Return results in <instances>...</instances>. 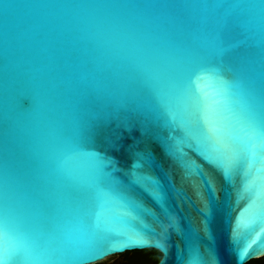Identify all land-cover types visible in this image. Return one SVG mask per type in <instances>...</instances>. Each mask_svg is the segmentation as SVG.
Segmentation results:
<instances>
[{
    "label": "water",
    "instance_id": "obj_1",
    "mask_svg": "<svg viewBox=\"0 0 264 264\" xmlns=\"http://www.w3.org/2000/svg\"><path fill=\"white\" fill-rule=\"evenodd\" d=\"M221 33L222 44L216 41ZM225 47L230 49L225 66L242 85L240 98L264 128V0H0V220L7 210L43 240L65 227L83 228L95 213L83 184L92 178L121 184L130 199L151 212L157 206L140 188L129 186L127 171L130 149L142 152L150 146L155 155L141 163L161 179L170 206L163 230L157 227L158 235L151 236L158 246L116 251L88 264L143 250L159 251L157 264H192L201 219L193 183L207 198L202 181L182 180L166 150L143 137L140 127L124 132L119 150L110 152L122 172L102 155L110 151L103 139L95 145L98 155L81 146L79 136L115 121L123 115L122 106L153 112L144 90L149 75L175 101L184 76L219 59ZM156 138L164 141L165 132L157 129ZM189 157L203 165L221 193L214 201L216 240L210 246L200 234L196 245L202 264H237L229 232L250 204L241 180L234 189L195 152ZM259 219L264 226V215ZM144 222L111 213L106 226L133 234ZM78 235L87 238L84 232ZM263 255L253 248L244 264ZM86 259V248H69L51 264H86Z\"/></svg>",
    "mask_w": 264,
    "mask_h": 264
},
{
    "label": "snow or ice",
    "instance_id": "obj_2",
    "mask_svg": "<svg viewBox=\"0 0 264 264\" xmlns=\"http://www.w3.org/2000/svg\"><path fill=\"white\" fill-rule=\"evenodd\" d=\"M223 43V34L216 37ZM230 49L224 48L219 59L212 60L183 78L175 101L161 93L155 86L157 77L149 75L144 81V90L155 110L144 115L134 106H122L123 115L115 121L110 120L103 128L89 127L81 131L79 143L90 151L103 139L109 152L102 153L111 161L116 172H122L120 162L110 152L118 151L124 132L140 127L141 135L158 144L162 152L166 150L168 159L180 169L181 179L192 183L193 178L202 181L208 196L198 190L193 183V195L201 202L197 209L200 214L199 232L193 241L192 264H202L201 249L197 242L202 234L203 242L210 246L216 237L212 235V221L215 216L214 201L221 198L214 179L206 174L203 165L189 157L195 152L205 163L214 168L225 182L239 177L248 201L247 215L241 213L229 232V243L236 254L237 264H244L248 253L257 248L264 252V226L260 216L264 215V128L256 121L249 103L241 100L237 85L231 72L225 66V55ZM175 87V85H172ZM159 113V115L157 114ZM115 127L112 128V124ZM111 128V131L108 129ZM165 132L166 138H156V130ZM111 132V135L108 134ZM155 153L149 146L142 152L129 151V186L140 188L159 208L144 212L142 201L129 198V192L121 184H112L103 178H92L83 182L84 193L89 206L95 209L91 223L83 228L65 227L59 235H51L47 240L37 238L27 228L21 226L7 210L0 220V264H51L58 252L86 248V264L90 260L102 259L116 251L133 247L158 246L152 243L151 236L156 228L163 230L165 220L170 216L168 194L161 179L146 170L145 164ZM141 157L145 158L144 160ZM73 157H69V160ZM249 193H254L249 197ZM244 198V197H242ZM143 205V208L140 206ZM111 213L132 216L145 222L137 226L133 234L106 226ZM152 213H155L153 215ZM151 219V224L147 220ZM84 232L86 239L79 233ZM209 235L212 239L209 240ZM214 252V250H213Z\"/></svg>",
    "mask_w": 264,
    "mask_h": 264
},
{
    "label": "flooded vegetation",
    "instance_id": "obj_3",
    "mask_svg": "<svg viewBox=\"0 0 264 264\" xmlns=\"http://www.w3.org/2000/svg\"><path fill=\"white\" fill-rule=\"evenodd\" d=\"M161 258L162 254L157 250H143L116 255L101 264H157ZM247 264H264V255Z\"/></svg>",
    "mask_w": 264,
    "mask_h": 264
}]
</instances>
